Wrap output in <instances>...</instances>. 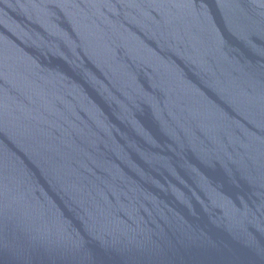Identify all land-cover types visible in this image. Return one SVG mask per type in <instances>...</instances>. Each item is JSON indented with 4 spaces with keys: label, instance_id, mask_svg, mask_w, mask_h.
<instances>
[{
    "label": "water",
    "instance_id": "95a60500",
    "mask_svg": "<svg viewBox=\"0 0 264 264\" xmlns=\"http://www.w3.org/2000/svg\"><path fill=\"white\" fill-rule=\"evenodd\" d=\"M0 264H264V0H0Z\"/></svg>",
    "mask_w": 264,
    "mask_h": 264
}]
</instances>
